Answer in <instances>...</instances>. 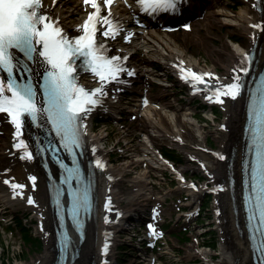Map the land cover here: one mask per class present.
Instances as JSON below:
<instances>
[{"label":"bare ground","instance_id":"1","mask_svg":"<svg viewBox=\"0 0 264 264\" xmlns=\"http://www.w3.org/2000/svg\"><path fill=\"white\" fill-rule=\"evenodd\" d=\"M205 2V0H197L191 4L190 7L199 9L202 5L206 4ZM242 2L243 3L240 5L241 12L232 13L230 10L220 8L224 3L221 0L209 1L207 9H210L207 12L208 14H206L207 19L203 24L205 25L204 31L200 32L198 28L191 29V26L186 27L185 29L187 32L183 33L184 38L182 42H179V40L175 38V36H177L176 34L168 36L159 35L147 42H144V40L142 41L143 35H139L136 41H142L145 44L144 47L148 48L152 53L150 56H145L141 61L143 66L141 67L140 76L143 75L141 77L138 76L139 78L137 79L142 82L141 86L146 88L149 82L152 83V78L144 74L148 71V67L153 64L154 59H161L162 63L166 65L165 67H168V65L171 67V60L178 59L180 64L179 67H185L189 74L193 71L200 74L212 85V89H209L206 94L202 95L206 102H211L215 100L214 89L216 87L223 89L225 84L233 82L235 76L241 74L240 69L244 65L245 54L252 49L255 44L258 60L257 66L260 69L264 63V32L253 27V25L260 24L262 20H264V0H242ZM110 3L111 9L107 7L108 3H106L105 0H97V4L100 6V16H107L110 21L116 24L118 23V26L124 27L129 21L130 15L139 13L136 0H111ZM185 9L186 8L183 10ZM94 11L95 9L92 7L91 2L86 3L85 0H41L40 7L41 14L46 13L48 18L56 20L55 22H57V25L63 28L67 35H77V33H81L83 31L82 26L84 22L88 19L89 14ZM94 19L103 22L99 18ZM225 25H234V27L239 30V33L243 34L246 39L241 40L239 37L227 32L225 36L231 40L234 39L237 43L236 47L230 48V45H228L226 41H223L220 46L213 45L212 39L215 36L213 31L214 28L224 27ZM156 26L157 25L150 26V31L158 33L160 30H158ZM119 44L120 46L117 48V52L123 50L124 53H127L130 52V49H133L131 48L133 47V43L122 41ZM189 44H196L200 47H204L208 53L215 55L213 58L214 66L201 64L198 58H194L193 55L189 54ZM40 59V57H37L38 61ZM216 66H221L222 71H218ZM34 68H39V64L37 63L34 65ZM175 69L176 68H174V70ZM208 73L213 75H205ZM81 77L87 87H98L100 85V83L93 80L91 76L81 75ZM168 85V83L163 82V88L158 90L159 95L163 96L167 94L168 90L166 87ZM210 93L213 94L212 99L208 96ZM139 99L140 98H138V100ZM248 101L249 97L246 96L244 92L235 99L229 96H222L221 99V105L225 113V122L221 126L223 129L221 135L217 136L220 137V151L224 149L228 158H230L233 153L230 167L229 160L222 161L213 153H211V158L208 159L207 151L201 150L200 146L205 150L209 149L205 145L208 131L203 128L202 124H199L190 116L192 112L190 109L181 110L179 114H177L176 110H173L175 107L171 106V103H173L171 99L163 101L162 104L151 103L146 107H142V103H148L149 101L146 102L141 98L140 101L131 106L129 110L130 113H137L139 115V124L135 128L140 129L142 126L147 131V136L144 141L145 151H153L151 149L154 141L159 140L175 146L177 145L179 148L186 151L189 158H195L197 161H200V164H202L200 167L201 170L209 175L214 186H216L219 181L227 180L226 177L230 172H234L236 175L237 184L233 191L228 188V186L224 192L214 191L215 198H217L218 201L217 208H219L220 212L217 216L218 223L226 239L222 248L223 250L221 251L222 257L216 264H253L252 250L250 248L246 221L244 213L242 212L238 189V185L241 183L242 152L246 144L243 138V127L246 120V106ZM160 106H162V110ZM163 107H168L169 109ZM115 108H120V106L115 105ZM139 112L142 114H139ZM93 116L90 115L86 118V138L88 144H92H89L90 151L94 145H96V147L101 146V141L104 139L103 131L98 133L92 129ZM29 131L30 126L26 124L22 130V134L17 136L16 127L12 125L5 114L0 113V206L5 208L11 205H17L18 207L31 209L35 212V216L38 220L41 221L38 230L45 238L43 252L29 262L24 261L17 264H51L56 257L53 226L55 216L49 203L47 178L40 166L39 158L35 156H33V158H26L21 153L23 147H15L21 139L25 140L27 145H30L31 138L29 136ZM179 132L184 135L183 141L181 142L175 141L172 138L175 133L180 134ZM214 132L219 133L220 131L214 129ZM99 148V152L105 151L103 147ZM149 158L152 162L151 166L161 171L162 162L160 158L153 155L145 157V159ZM141 159L143 158L138 156L119 165H106L98 174L97 195L100 207L97 206L95 215H93L92 219L88 222L89 224L84 240L80 243V238H78L77 235L75 236V248H78L79 254L72 263L68 262L67 264H103L104 257L101 254L102 245L105 248L107 241H116L115 230L123 228L131 215H138L137 213L143 209L142 200H149L146 199L147 197L151 198L149 195L145 197L147 183L144 182V178L149 177V170L145 169L144 166L142 171H139L138 175L128 180L129 184L138 186L139 190L134 191L133 188H122V181L126 176V171L133 167V165L138 164ZM142 161L144 162L145 160ZM108 172L116 176L118 175L120 178L114 183V186L108 176L105 175ZM31 176H35L36 180H31ZM6 179L11 181L12 184H23L25 187L21 189L19 187L7 185L4 183ZM33 184H35V187H33ZM180 184L178 188L182 190L186 189L192 196L191 203L198 201L196 198L199 193L204 190L203 186H201L199 190H193ZM240 188L242 189V186ZM20 192H23V196L19 194ZM106 196H110L118 202L125 199L129 202V204L124 206L125 209L122 207V211L126 210L123 219L112 221V218L109 216L111 209L110 211L104 209V205L106 204L104 198ZM30 197L34 201L32 204L27 203ZM140 197H142V199H139ZM162 210V208L156 209L158 216ZM112 250L113 247L110 248V261L114 258V255L112 256ZM187 252L189 256H207L206 250L199 252L194 245L189 246Z\"/></svg>","mask_w":264,"mask_h":264},{"label":"snow or ice","instance_id":"2","mask_svg":"<svg viewBox=\"0 0 264 264\" xmlns=\"http://www.w3.org/2000/svg\"><path fill=\"white\" fill-rule=\"evenodd\" d=\"M85 2H91L95 11L84 22L82 34L70 37L46 13L41 14V0H0V112L8 114L16 127L17 136L22 134L26 122L41 130L47 129L44 134L49 136L48 143L40 144L37 136V151L44 149L54 161L59 162V180L61 184L67 185V196L71 200L68 211L73 221L79 220L80 213H88L91 208V181L85 179V170L79 158L71 159L68 163L58 153L62 147L70 157H77V150L79 156H83L86 148L84 118L93 107L104 102L103 98L108 94L105 85L123 82L122 74L125 71L128 76L134 74L132 70H126L123 64L127 57L111 56L104 45L97 44V20L94 18L108 24L113 35L119 32V28L107 16H100L97 0ZM105 2L110 3L111 0ZM137 3L140 11L146 15L159 16L182 12L186 0H137ZM184 27L190 25L186 24ZM253 27L264 32V20ZM104 35H109V31H105ZM37 57L41 59L38 61ZM37 63L39 68H34L33 65ZM81 71L98 77L100 86L91 90L83 87L79 83ZM240 71L247 73L249 69L244 67ZM190 78L194 86L197 83H207L203 76L194 71L183 75L186 81ZM243 89L244 83L237 74L234 81L225 84L223 89H214L215 99L221 101L222 96L235 99ZM258 91L259 97L256 92H251L248 102L245 130L247 151L244 162L245 188H248L249 179L251 185V194L248 191L244 193V204L251 225L250 231L253 233L254 250L259 247L255 242L258 229L261 240H264V228H260L259 223L264 221V77L261 78ZM37 96H40L39 100ZM53 132L55 135L51 136ZM57 139L58 144L55 143ZM15 147L26 149L28 145L21 139ZM95 151L93 147V154ZM26 154L28 158L33 156L30 150ZM248 155L252 157L250 177ZM93 166L103 168L105 165L99 159L89 160L88 167ZM30 179L35 181L36 177L31 176ZM14 187L23 189L25 185L18 184ZM19 194L23 196V192ZM63 194L64 190L57 187V207L60 206L59 197ZM28 202L34 203L31 198ZM254 219L257 220L255 224L252 223ZM107 250L105 245L104 251ZM260 258L264 261V247H260Z\"/></svg>","mask_w":264,"mask_h":264},{"label":"rangeland","instance_id":"3","mask_svg":"<svg viewBox=\"0 0 264 264\" xmlns=\"http://www.w3.org/2000/svg\"><path fill=\"white\" fill-rule=\"evenodd\" d=\"M224 2H236V3H243L242 0H223ZM232 13L241 12V9L238 8L236 11H230ZM134 15H131L129 18L130 20L128 23L132 24V18ZM200 32H203L205 29V25H202L198 28ZM214 34L215 36L212 39V44L215 46H220L223 41H226L228 45H230V48H234L237 46V43L233 42L231 39L227 38L225 35L227 32H230L232 35L239 37L241 40H245V36L241 33H239V30L234 27V25H225L224 27H215L214 28ZM189 34V33H188ZM179 42L183 41L184 35L180 34L175 36ZM136 44V43H135ZM140 47V45H138ZM147 48H141L137 51L136 55L133 58H141L143 56H150L152 55L151 52L147 51ZM189 54L193 55L194 58H198L201 61V64L214 66L213 64V58L215 55H211L208 53L206 48L200 47L196 44H189L188 46ZM154 65L159 66L161 68L156 69L154 68L155 72L157 73H164L162 68L163 63L161 59H154ZM218 71H222L221 66H216ZM174 81H171L172 86L169 85L166 87L168 90L167 93L169 97H174L181 99L179 106H182L185 108L187 106V102L189 99L184 95L183 91H185L184 86L177 85V82L175 81L174 77L172 78ZM174 82V83H173ZM176 85V86H175ZM159 85H154L153 89L158 90ZM175 88L178 89V92H175ZM181 90V93L179 91ZM179 93V94H178ZM167 95V96H168ZM170 99V98H169ZM184 100V101H183ZM200 103H203L201 99H198ZM190 102V101H189ZM212 107V109H216L215 113V119L214 120H201L197 119L199 124H202L203 128L208 131L207 134V141L205 145H207L210 149L205 150L203 147L200 146L202 151H207V158L210 159L211 153L216 151H220V141L217 135H221L222 132V124L225 122V113L222 108L221 103L212 104L211 106H208L207 108ZM209 113V111H208ZM210 116V114H208ZM126 116V115H125ZM197 117H199V114H196ZM128 120V124L130 125L126 131L122 130H115L117 129L115 126L109 125V131L110 135H105L106 131L103 130L104 124H98L96 122L93 123V126L95 128L96 132H102L103 133V140L101 143L105 144L106 149L109 151L114 150V143L117 141H122V145L129 150L126 151V154H123L124 156H120L118 154H115L114 152H111V165H119L121 163H124L127 160H131L132 158L136 157V151L141 149L139 146L141 143H143V137L144 135H141L142 131H137L135 129V126L139 123L138 121H132L131 117L129 115L126 116ZM130 119V120H129ZM220 126V127H219ZM215 130H219V133H215ZM115 130V131H114ZM210 130V131H209ZM114 131V132H113ZM144 131L146 129L144 128ZM183 134V133H182ZM135 135V137H133ZM146 137V136H145ZM101 144V145H102ZM168 147V148H167ZM137 148V149H136ZM162 149L163 150H169L172 151V149L175 150L176 157L180 166L183 170L187 171L188 177L191 175L197 177V180H199L200 183H204L206 181H209V176H207L204 171L201 170L202 164H200V161H197L195 158H189L187 156V153L185 150L179 148L177 145H171L170 143L162 142ZM191 150V149H189ZM211 151V152H209ZM222 151H225L222 149ZM174 154V152H171ZM127 156V157H125ZM139 171H142V167L139 164L133 165V167L129 168L126 171V176L124 177V180L122 181V188H128L129 182L128 180L131 179L133 176L138 175ZM153 170H151V175H153ZM155 173V172H154ZM198 175V176H195ZM149 176V173H148ZM191 176V177H192ZM148 178H144V182L148 183ZM154 189L158 192L156 195L162 194V202L163 207L166 209L164 212L162 220L163 225L171 223L172 232L170 233L171 237L174 238H164L162 240V247L158 248L159 253H156V255H159V258H161V261L158 264H216V262L222 257L221 251L223 250L224 242L226 241L225 236L223 235V231L221 230V227L218 224V220L215 216L217 214L214 212L215 210V199L213 197H210L207 199L208 203L206 202V206L203 207L201 214L198 216V218L202 219V223H199L196 225V218H192L191 221L186 219V217L183 215V209L187 208L185 204H188L191 201V197L188 194L187 190H181L178 188L179 183L176 181L174 182H166L162 181L160 179H156L155 181H152ZM171 190L170 192L166 193L167 191ZM155 196V195H154ZM203 198V197H202ZM201 198V199H202ZM207 197L203 198L204 200ZM139 199H142L140 197ZM143 201V209L140 210L138 213H140V216H142L149 208V206L157 203L155 199H149L146 201L145 199ZM30 204V203H29ZM121 204L126 206L129 204V202L125 199L121 201ZM137 213V214H138ZM0 214H5V221L2 222L0 225V264H17L22 263L24 261L29 262L37 255L41 254L44 250L45 241L44 237L38 230V226H40L41 221L38 220V218L35 216V212L28 208L18 207L17 205H11L9 207L2 208L0 206ZM0 215V217H1ZM136 217V216H135ZM138 217V216H137ZM197 218V219H198ZM200 221V220H199ZM18 222V223H17ZM17 223V224H15ZM3 225L8 226L10 225L7 232H3ZM181 227H184L183 229ZM185 227H189V237L186 238L187 235V229ZM164 228H168V225H165ZM119 229V228H118ZM182 229V230H181ZM125 230V229H124ZM25 231H27V235H25ZM204 233H207V236L213 234L212 239L214 241L213 247H199L197 250L201 252L202 250L207 251V256H198V255H192L189 256L187 249L189 246L193 244H197L196 241L192 240V236L196 235L202 240V235ZM131 234L127 231H123V228L117 230L116 233V241H114L113 244V250H112V256L114 255L113 264H117V261H120V264H129L131 262H134L135 258L132 255L133 253H137L132 246L134 244H137L138 241L132 240ZM29 237L31 239H29ZM175 238H179L180 240H177ZM143 246V245H141ZM199 260V262H197Z\"/></svg>","mask_w":264,"mask_h":264},{"label":"trees","instance_id":"4","mask_svg":"<svg viewBox=\"0 0 264 264\" xmlns=\"http://www.w3.org/2000/svg\"><path fill=\"white\" fill-rule=\"evenodd\" d=\"M26 232H27V231H26ZM27 234H28V233H27ZM211 240H213L212 237H211Z\"/></svg>","mask_w":264,"mask_h":264}]
</instances>
